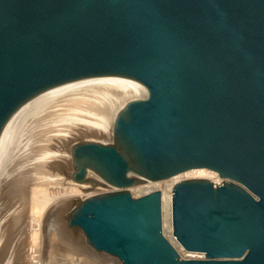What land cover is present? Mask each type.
I'll use <instances>...</instances> for the list:
<instances>
[{"label": "water", "instance_id": "95a60500", "mask_svg": "<svg viewBox=\"0 0 264 264\" xmlns=\"http://www.w3.org/2000/svg\"><path fill=\"white\" fill-rule=\"evenodd\" d=\"M121 78L139 89L116 113L112 142L71 149L77 182L114 190L69 212L87 244L121 264H264V0H0V141L31 99ZM207 168L171 194L128 188Z\"/></svg>", "mask_w": 264, "mask_h": 264}, {"label": "bare ground", "instance_id": "6f19581e", "mask_svg": "<svg viewBox=\"0 0 264 264\" xmlns=\"http://www.w3.org/2000/svg\"><path fill=\"white\" fill-rule=\"evenodd\" d=\"M138 97L139 89L125 79H87L65 85L43 96L29 100L14 116L0 141V172L4 170L6 165H8L10 156L14 155L12 152L16 150V146L21 145L18 147V149L20 148V151L18 152V150H16L18 154L14 151L16 155H14L13 158L17 156L18 159L19 155V157H22V159H20L24 161L25 155L26 157L28 155L29 157L31 156V151L30 154L27 153L29 145H27V148L25 146L29 143L27 142L28 137L29 141L32 138L30 144L32 142L36 144L38 143V147L36 148L35 146L37 150L34 152L37 154L30 158H34L35 161L39 160L40 157H44V159L41 163H38L39 161H36L37 163L33 161V164H36L32 165L34 166L32 169V175L34 173L36 179L34 182H31V186L33 185L30 203V211H32L33 219H31V225L29 224L31 226H29L31 231L30 235H32L30 236L31 246L27 252L25 249L20 250L19 248V253L17 254L15 252L17 247H20L19 245L21 244L20 243L17 246L18 242L15 241L19 235H17L16 239H14L15 236H12V230L14 232L15 229H12L14 227L9 228L12 221H7L10 225H8V227L6 225L4 226L5 230L3 238H7L4 239L7 241L9 238V242L5 243L6 241L2 239V241H4V246L2 244L3 249L2 254H0V259L2 261L1 264H49L53 262L51 260L54 252L52 247H54L57 242H64L61 236L62 234H65L64 224L65 216L67 217V207L72 202L80 201L81 199L94 194L92 193L93 191H86V193L82 191V189L89 188V183L77 182L73 181L72 178H70L72 180L68 178L70 176L69 169L72 166L71 149L73 144L80 140H98L89 138V136L101 134L111 136L113 122L119 108H121L127 101ZM50 117L52 119L54 118V120L56 119V123L54 121L50 124ZM65 134L66 136L63 137ZM25 141L27 143H25ZM45 142L46 144L43 148L40 143L44 144ZM63 142L66 145L64 150H62L63 147L58 144H62ZM59 146L62 148L60 147L61 149H58ZM31 149L33 151V148ZM54 150H56V153L53 154ZM64 153L67 154L64 155ZM47 157H49L50 160ZM21 160L17 163L15 162L16 165H18V163L21 165L23 163ZM50 161L55 164L52 165ZM61 166L64 167V171L61 170ZM22 174L20 176H22ZM30 174L28 176H30ZM12 175L13 174L10 176ZM212 176L217 178L216 174L212 171H208L203 168H196L186 170L167 179L157 181L147 180L146 184L142 183L136 185L140 188L150 189L148 191H151V188L159 189L161 193L162 231L164 235L167 236L175 245L177 250L181 251V246L172 236L171 222V194L173 185L178 180L192 177L207 178L212 181L210 178ZM88 177L98 181L97 177L99 176L92 170H87L86 178ZM20 178H18V181ZM212 182L219 183L214 180ZM160 188H162V190ZM148 191H145L144 193ZM13 196L15 195L13 194ZM13 196L12 198L14 199ZM18 198L20 199L21 197ZM9 199L11 200V198ZM22 206L24 207V205ZM45 212L47 215L46 218H48L47 223L46 220H43ZM48 221H50L51 225ZM57 223L61 226L59 227L60 232L55 230L58 226ZM47 224L50 226L49 230H46L45 228V225L47 226ZM7 232L10 234L8 235ZM16 233L17 232L14 234ZM21 237L24 239V236ZM14 241L16 242V245ZM44 247L47 249L46 253ZM61 247H63L62 249L66 253H64V255L69 258L67 255L69 250L67 249L66 244L61 245L60 248ZM14 253L17 255L14 256ZM107 258L110 257L108 256Z\"/></svg>", "mask_w": 264, "mask_h": 264}, {"label": "rangeland", "instance_id": "374dc122", "mask_svg": "<svg viewBox=\"0 0 264 264\" xmlns=\"http://www.w3.org/2000/svg\"><path fill=\"white\" fill-rule=\"evenodd\" d=\"M48 120V119H47ZM51 120V122H49L50 124L52 122L55 121L56 123V119L54 120V118L52 119L50 117L49 121ZM44 121V120H43ZM46 122V120H45ZM48 122V121H47ZM63 122V121H61ZM72 124V123H71ZM64 134V133H63ZM66 136L63 135V137ZM33 137V136H32ZM71 137V136H70ZM82 137V136H81ZM31 138V137H30ZM89 138H93V139H98L99 141H105V142H112V135L108 136V135H96V136H89ZM32 140V138H31ZM31 140L29 141V137L27 138V142H29L28 144H26V148H27V145H29L28 147V151L27 153L30 154V151L32 154H30L32 157L33 155L37 154V153H34L36 152V148L38 147V143H34L31 142ZM65 140V139H64ZM59 141V140H58ZM25 141V143H27ZM56 142V141H54ZM78 142V141H77ZM34 143V144H33ZM76 143V142H75ZM43 146H45L46 142L43 144V143H40ZM56 144V143H55ZM59 145H61L63 147L62 150H64L66 147V145L64 144V142L62 144L58 143ZM18 145V144H16ZM21 146V145H18L16 146V150H18V152L20 151V148L18 149V147ZM34 146V147H33ZM36 146V148H35ZM59 146L58 149H61L62 147ZM61 147V148H60ZM65 147V148H64ZM15 148V146H14ZM13 148V149H14ZM30 148V149H29ZM33 148V151L32 149ZM44 148V147H43ZM46 149V148H45ZM56 149V148H55ZM14 150L17 153V151ZM23 150V149H22ZM12 152L15 154V152ZM24 151V150H23ZM56 150H54L53 154L56 153L55 152ZM65 152V151H64ZM34 153V154H33ZM58 154V153H57ZM67 154V153H64V155ZM69 154V153H68ZM13 155V156H14ZM51 155V154H50ZM13 156H10V159H9V162H8V165H6V167L4 168L3 171H1L0 173V254H2V249H3V246H4V241H6L5 243H8L9 242V238H8V241L7 240H4V239H7V238H3V234H4V226L6 225L8 227V225H10V223L8 222H11V226L10 227H14L12 229H15L14 232L12 230V233H13V237L14 239H16V236H17V239L19 240H15L16 242H18L17 246L19 245L20 247H15V252L18 254L20 250H23L25 249V251L27 252L31 246V238L30 235L31 234V231H30V225H31V219H33L32 217V211H30V203H31V196H32V186H31V182H34L36 177L33 173L32 175V172H33V168L34 166L32 165H35L38 161V163H41L42 160L44 159V157H40L37 158L39 160H34V158H30L29 155L26 157V155L24 156V161L21 160L22 157L18 155V159H17V156H15V158H13ZM23 156V155H22ZM42 156V155H40ZM34 157V156H33ZM38 157V156H37ZM21 158V159H20ZM29 158V159H28ZM49 159V157H47ZM47 159V160H48ZM17 160V161H16ZM19 160H21V162L23 161V163L20 165L18 163V165H16L17 162H19ZM41 160V161H40ZM50 160V159H49ZM14 161V162H13ZM35 161L36 163L33 164ZM16 162V163H15ZM51 162V161H50ZM54 162V161H53ZM52 163V162H51ZM55 164V163H52V165ZM15 165V166H13ZM9 166V167H8ZM16 167V168H15ZM60 169V168H59ZM73 167L71 166V168L69 169V172H73L74 169ZM203 169H206L208 171H212L214 172V174H216L217 178L215 177H210L211 180L215 181V182H221L224 178L222 177H219V174L211 169H207V168H203ZM10 170V172H9ZM61 170L64 171V167L61 166ZM16 171V172H15ZM8 173V174H7ZM23 173V174H22ZM31 173V174H30ZM4 174V176H3ZM11 174H13L12 176H10ZM22 174V176H20ZM30 174V176H28ZM8 177V178H7ZM16 177V178H15ZM20 178V180L18 181V178ZM69 179L71 178L70 176L68 177ZM219 178V179H218ZM17 180V181H16ZM72 180V179H70ZM97 180L98 182L106 185L107 187L105 186H101V185H95L93 186L94 189H97V190H92L94 194H96L97 192L98 193H101V192H106V191H110V190H114L113 186L107 184L106 182H104L101 178L97 177ZM218 180V181H217ZM220 180V181H219ZM23 181V182H22ZM74 181V180H73ZM144 181H147V180H144ZM20 183V184H19ZM30 183V184H29ZM144 184H146V182H143ZM33 184V183H32ZM139 184H142V183H139ZM19 185V187H18ZM138 185V184H136ZM130 186L129 187V191L130 193L136 197L135 195L139 196L141 194H143L145 191H148L150 189H144V188H140L139 186ZM30 186H31V189H30ZM89 188H92V184H88ZM6 187V188H5ZM17 187V188H16ZM132 187V188H131ZM21 188V189H20ZM131 188V189H130ZM162 190V188H160ZM8 190V191H7ZM17 190V191H16ZM21 190V191H20ZM151 190H156L154 188H151ZM159 190V189H157ZM91 191V190H90ZM86 193V192H84ZM13 194L16 196H13ZM17 194V195H16ZM135 194V195H134ZM9 196V197H8ZM12 196L14 197V199L12 198ZM18 197H21L20 199ZM11 198V200L9 199ZM9 201H10V204H9ZM78 202V201H77ZM77 202H72L69 204V206L67 207V216L69 214V212H71V210L77 205ZM7 203V204H6ZM75 203V204H74ZM24 205V207L22 206ZM70 209V210H69ZM47 212V211H46ZM46 212L44 213V216H43V220H46V223H47V220L48 218H46ZM49 213V212H48ZM31 214V215H30ZM32 217V218H31ZM63 217V216H62ZM64 219V217H63ZM52 220V219H51ZM8 221V222H7ZM30 221V222H28ZM16 222V223H15ZM25 222V223H23ZM50 223V221H48ZM64 222V220H63ZM15 223V224H14ZM30 224V225H29ZM58 224V223H57ZM63 224V223H62ZM15 225V226H14ZM51 225V223H50ZM30 226V227H29ZM59 227H61L59 224L57 226V228L55 229L57 232H60L59 230ZM64 227H65V234H62L61 238L63 239L64 242H60V243H56V245L54 247H52L54 250L53 252V255H52V261L51 262L52 264H121L119 262V260L110 255V254H107L105 252H102V251H97L95 249H93L92 247H90L87 242L85 241V237L83 235V233L81 232V230L79 228H73L71 226H69L67 224V217L65 216V224H64ZM17 228V230H16ZM29 228V229H28ZM45 228L46 230H49L50 229V226L47 224V226L45 225ZM29 230V231H28ZM20 231V232H19ZM28 231V232H27ZM15 232H17L16 234H14ZM22 235H21V234ZM7 234L9 235L10 233L7 232ZM24 236V239H22L23 237L21 236ZM21 237V238H20ZM167 237V236H166ZM168 238V237H167ZM2 239L4 241H2ZM169 239V238H168ZM14 241V242H15ZM58 241V240H57ZM16 242H15V245H16ZM171 242V240H170ZM3 244V246H2ZM14 244V243H13ZM29 244V245H28ZM66 244L67 246V249L69 250L67 252V255L69 256L66 257L64 255V251H63V247L60 248L61 245H64ZM173 244V243H172ZM58 245V246H57ZM2 246V247H1ZM24 246V247H23ZM28 246V247H27ZM18 248L20 250H18ZM47 248V246H46ZM45 249V253L47 252V249ZM18 250V251H17ZM179 254L181 257H201L203 256V254H201L200 252H191V251H186L184 250L182 247H181V251L178 250ZM15 254V253H14ZM17 254H15L14 256H16ZM66 254V253H65ZM1 256V255H0ZM104 256H109L110 258H107V257H104ZM188 257V258H189ZM1 258V257H0ZM60 259V260H58ZM50 260V261H51ZM58 260V261H56ZM67 260V261H66ZM97 260V261H96ZM1 259H0V264H1ZM19 262V261H18ZM49 263V264H51Z\"/></svg>", "mask_w": 264, "mask_h": 264}]
</instances>
